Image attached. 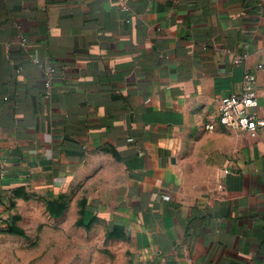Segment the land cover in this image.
Returning <instances> with one entry per match:
<instances>
[{
    "label": "crops",
    "instance_id": "0c3cea01",
    "mask_svg": "<svg viewBox=\"0 0 264 264\" xmlns=\"http://www.w3.org/2000/svg\"><path fill=\"white\" fill-rule=\"evenodd\" d=\"M260 63L264 0H0V223L71 191L139 264H264V129L218 120Z\"/></svg>",
    "mask_w": 264,
    "mask_h": 264
},
{
    "label": "rangeland",
    "instance_id": "374dc122",
    "mask_svg": "<svg viewBox=\"0 0 264 264\" xmlns=\"http://www.w3.org/2000/svg\"><path fill=\"white\" fill-rule=\"evenodd\" d=\"M0 223V264H139L124 229L93 212L86 195L19 190Z\"/></svg>",
    "mask_w": 264,
    "mask_h": 264
},
{
    "label": "built area",
    "instance_id": "2783aa9c",
    "mask_svg": "<svg viewBox=\"0 0 264 264\" xmlns=\"http://www.w3.org/2000/svg\"><path fill=\"white\" fill-rule=\"evenodd\" d=\"M25 39L21 40V44ZM257 69H264V64H258ZM54 69H46L45 96L50 94V77ZM256 77L252 73H247L243 77V85L240 92L223 96L218 101V120L231 129L247 132L254 136L260 129H264V117L254 113V108L258 105V97L255 89ZM207 129H212L213 125H207ZM6 220L2 219L1 223Z\"/></svg>",
    "mask_w": 264,
    "mask_h": 264
}]
</instances>
